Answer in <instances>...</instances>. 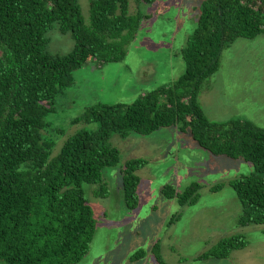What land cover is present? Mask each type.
I'll list each match as a JSON object with an SVG mask.
<instances>
[{"label":"trees","instance_id":"obj_1","mask_svg":"<svg viewBox=\"0 0 264 264\" xmlns=\"http://www.w3.org/2000/svg\"><path fill=\"white\" fill-rule=\"evenodd\" d=\"M152 4L155 0H138ZM128 0H88L85 25L77 0H0V264H77L87 253L95 220L82 184L101 182L102 170L118 163L109 145L112 135L146 136L165 127L188 133L197 146L214 157L238 160L252 172L228 181L239 205L237 225L264 226V129L251 122L209 121L198 104L199 88L218 69L222 52L237 39L264 37V0H203L193 29L179 49L183 73L171 83L145 92L127 105L98 104L72 124L96 123L80 129L52 154L53 142L43 133L55 96L72 83V72L89 59L120 61L143 19L129 15ZM68 33L73 46L65 55L46 51L52 25ZM53 130V129H51ZM59 134V131H55ZM143 159L124 162L122 202L134 210ZM216 184L210 191H218ZM198 184L161 194L180 206L198 199ZM99 186L95 197L105 196ZM177 216H172L169 227ZM246 242L240 235L219 239L193 261L219 260ZM154 243L156 264H164ZM132 260L144 256L139 251Z\"/></svg>","mask_w":264,"mask_h":264},{"label":"rangeland","instance_id":"obj_2","mask_svg":"<svg viewBox=\"0 0 264 264\" xmlns=\"http://www.w3.org/2000/svg\"><path fill=\"white\" fill-rule=\"evenodd\" d=\"M203 0H155L145 4L128 0L129 15L143 19L133 40L118 62L100 64L89 59L72 72V83L58 93L43 133L53 142L52 154L75 131H93L96 123L72 124L87 108L98 104L127 105L145 92L167 85L184 71L179 49L184 45ZM85 25L89 23L88 0H77ZM46 51L65 55L73 43L68 33L60 34L54 24L45 33ZM197 101L211 122L248 121L264 129V37L237 38L220 57L217 71L204 80ZM55 131H59L57 134ZM108 143L118 151V163L102 170L101 182L82 184L83 196L93 212L95 231L86 255L77 264H156L151 248L164 264H264V226L239 227L240 210L227 183L252 172L249 164L214 157L199 148L188 133L176 127L160 128L146 136L126 138L112 135ZM146 164L135 172L139 183L134 210L122 202L120 169L129 159ZM198 184V199L180 207L161 194L164 186L182 192ZM222 184L218 191H210ZM102 186V198L94 196ZM172 216L177 220L167 227ZM240 235L246 242L224 259L193 261L221 238ZM144 256L132 260L133 254Z\"/></svg>","mask_w":264,"mask_h":264}]
</instances>
